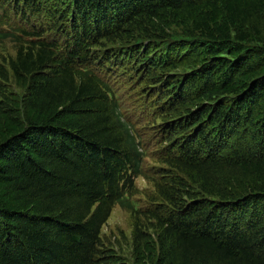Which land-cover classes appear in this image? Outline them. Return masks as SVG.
I'll use <instances>...</instances> for the list:
<instances>
[{
	"label": "trees",
	"instance_id": "obj_1",
	"mask_svg": "<svg viewBox=\"0 0 264 264\" xmlns=\"http://www.w3.org/2000/svg\"><path fill=\"white\" fill-rule=\"evenodd\" d=\"M58 1L22 4L26 25L62 19V43L0 32V264H264V0ZM134 42L141 84L168 101L147 126L177 120L152 149L89 70L97 48ZM115 207L129 259L100 238Z\"/></svg>",
	"mask_w": 264,
	"mask_h": 264
},
{
	"label": "rangeland",
	"instance_id": "obj_2",
	"mask_svg": "<svg viewBox=\"0 0 264 264\" xmlns=\"http://www.w3.org/2000/svg\"><path fill=\"white\" fill-rule=\"evenodd\" d=\"M64 2H65V0H59L56 3L58 5H60V7L65 9L66 6H64ZM49 23H50V21H49ZM57 27H61V28L64 27V23H63L62 19H60L59 21L55 22L52 25V28H57ZM124 41H127V40H124ZM134 44H140V43L134 42ZM126 45H129V44L127 43V44H125V46ZM100 49H104V48H97L96 50L93 51V55L97 54V52H99ZM91 54L92 53H90V55ZM9 56L10 57L14 56L13 46L10 42L5 41V43L0 44V58L9 57ZM146 66H147V63H145V61L142 57L135 59L134 56H131L130 68L132 69V73L137 72V75H134L133 77L139 78L141 80L140 83H138L136 85V91L137 92L142 91V92L146 93V92H151V90H153L155 88H158V86L156 84H153V83H146L143 85L141 84L142 82H144L146 80L145 77H146L147 71H148V69H146ZM153 99H154L156 109H159V110L163 109V112L167 111V104H166L168 102L167 100L163 101L162 103H158L155 100L154 95H153ZM121 102L124 103L123 100ZM121 120L124 121L123 119H121ZM175 122H177V120L169 118V114H168V115H165L163 120H161V121L156 120V122L153 124L152 127H150L149 125H148L149 127L146 125H142L141 127L136 128L137 132L139 133V137H140V145H145V147L147 146L148 148L152 149L153 147L156 146V144L154 143V141H156V139H155L157 136L156 134H158V132H160L163 129L164 125L169 124V123H175ZM124 123H125V121H124ZM156 150H158V149H156ZM162 151L163 150H159V151L153 152L151 154L157 155V157H158L162 153ZM146 168H147V170L152 171V174H153V173H156L155 171L157 170L158 165L148 162ZM148 173L146 171L144 174L147 175V177L148 176L153 177V175L148 174ZM155 176H158V175H155ZM158 177H160V176H158ZM135 185L137 186V188L140 192H149L150 191V193L153 194V192L155 191L153 186H152L153 183L150 180L145 179L144 177L137 178L135 180ZM149 194H147V195H149ZM149 196H150L149 198H153V199L157 198L156 194L149 195ZM137 199H143V201L141 203H139V207H145L147 205L146 204V200H147L146 197H142V195H139L137 197ZM132 225H133V223H131V219H130V216L128 215V213L125 212L124 210H122L120 207H115L113 209L111 215L109 216L108 220L106 221L105 225L101 229L100 238H101V240H103L104 245L107 247L109 246V240L114 241L113 250L116 252H120L125 258L129 259V257H130V255H129V249H130L129 244L131 242Z\"/></svg>",
	"mask_w": 264,
	"mask_h": 264
},
{
	"label": "bare ground",
	"instance_id": "obj_3",
	"mask_svg": "<svg viewBox=\"0 0 264 264\" xmlns=\"http://www.w3.org/2000/svg\"><path fill=\"white\" fill-rule=\"evenodd\" d=\"M65 2H67V0Z\"/></svg>",
	"mask_w": 264,
	"mask_h": 264
}]
</instances>
